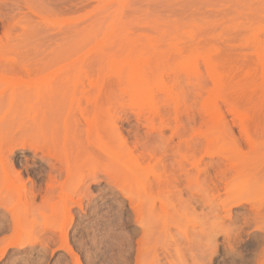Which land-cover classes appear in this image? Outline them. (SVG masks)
<instances>
[{
  "label": "rangeland",
  "instance_id": "1",
  "mask_svg": "<svg viewBox=\"0 0 264 264\" xmlns=\"http://www.w3.org/2000/svg\"><path fill=\"white\" fill-rule=\"evenodd\" d=\"M0 264H264V0H0Z\"/></svg>",
  "mask_w": 264,
  "mask_h": 264
}]
</instances>
